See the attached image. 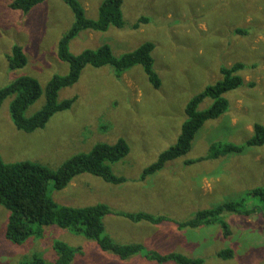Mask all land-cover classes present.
I'll list each match as a JSON object with an SVG mask.
<instances>
[{
	"label": "rangeland",
	"instance_id": "rangeland-1",
	"mask_svg": "<svg viewBox=\"0 0 264 264\" xmlns=\"http://www.w3.org/2000/svg\"><path fill=\"white\" fill-rule=\"evenodd\" d=\"M12 1L0 0V88L20 77L36 79L41 94L24 112L29 117L45 104L48 80L68 72V64L58 57V42L74 16L62 0H45L28 11L10 8ZM78 1L87 17L95 19L103 0ZM121 2L123 26L81 31L71 40L70 51L77 55L107 44L115 56H121L152 42L153 66L161 86L156 89L150 84L141 65L120 74L110 64L86 65L79 79L58 93L59 101L74 99L71 106L55 112L44 127L31 132L13 124L9 112L12 97H8L0 105L2 159L6 163L36 162L54 172L71 156L87 153L97 143L113 144L122 138L129 153L108 165L113 174L126 179L123 183L83 173L63 190L55 189L50 181L52 198L72 207L109 206L113 212L103 217L105 233L117 243H139L161 254L179 252L202 258L203 264H264V201L259 197H248L244 206L254 209L249 215L223 211L228 235L218 224L178 229L171 221L131 222L115 214L144 211L166 215L174 222L185 221L197 210L239 200L254 188H264V144L246 146L242 153L224 158L197 160L207 156L212 143L245 144L253 134V124L264 125V0ZM142 17L147 21L134 28ZM14 46L27 59L21 68L9 65ZM235 63L244 65L238 72L244 83L224 94L226 112L203 123L185 155L141 180L143 169L177 141L188 100L221 78V66ZM211 102L205 98L198 108L203 110ZM189 160L193 162L186 164ZM7 220L8 211L0 206V264H18L36 252L54 262V240L76 249L72 264H158L143 256L114 257L83 234L57 226L47 227L41 237L31 236L14 245L5 237ZM224 250H230L231 257L219 256Z\"/></svg>",
	"mask_w": 264,
	"mask_h": 264
},
{
	"label": "trees",
	"instance_id": "trees-1",
	"mask_svg": "<svg viewBox=\"0 0 264 264\" xmlns=\"http://www.w3.org/2000/svg\"><path fill=\"white\" fill-rule=\"evenodd\" d=\"M45 0H13L10 8L28 11ZM73 12L72 26L60 38L58 42V57L68 64V72L65 75H53L45 86L46 102L43 107L29 117L24 112L41 94L38 81L32 77H20L0 88V105L4 99L12 97L9 104L10 118L19 130L31 132L44 127L47 120L57 111L68 109L74 99L58 100L60 89L71 86L80 77L86 65L101 67L107 64L115 68L120 74L134 65H141L150 84L154 88L161 86V79L154 70L152 51L154 44L145 42L135 50L121 56H115L107 44L96 49H86L75 55L70 51V42L81 31L97 30L106 31L109 26L121 27L124 24L121 5L122 0H103L98 7V15L95 19L88 18L85 10L78 0H62ZM141 21H147L145 17L139 19L134 28L139 27ZM242 32L241 30H237ZM11 68H21L26 62V56L19 46H14L8 57ZM242 63L231 66H221V78L215 83L206 86L202 91L192 96L186 106V120L182 124L177 141L162 151L157 160L145 167L140 179L159 171L166 162L185 155L191 148V142L197 131L206 120L215 119L228 109V101L224 94L240 87L244 81L238 73L242 70ZM252 85V84H251ZM205 98L212 100L211 104L200 110L198 107ZM264 144V125L253 124V134L245 144H233L228 142H215L209 146L207 156L197 160L217 159L228 154H239L246 146H261ZM127 142L119 138L113 144L97 143L85 153H78L65 160L54 172L45 166L32 161H17L6 163L0 154V206L8 211L5 237L14 245H20L29 237H41L49 226H57L70 230L77 234H83L87 239L97 243L99 248L114 257L130 259L143 256L154 260L158 264H203L202 258H191L179 252L165 254L146 250L139 243H117L105 233L103 217L113 211L104 203L90 206L72 207L57 203L50 195L48 186L53 181V187L57 190L65 189L72 179L80 174L89 173L100 177L113 184L123 183L126 179L113 174L108 163H113L124 158L129 153ZM193 160L186 161L191 164ZM259 197L264 201V188H254L245 193L239 200L226 201L218 206L197 210L194 216L188 220L173 221L172 218L162 214H151L144 211L118 212L131 222H149L160 224L173 222L178 229H198L207 225L218 224L224 235L230 233L227 222L223 219V211L242 213L249 215L254 209H247L248 197ZM51 248L55 251V261L48 262L39 253L24 257L18 264H72L76 249L61 241H52ZM230 250L219 253L222 258L231 257Z\"/></svg>",
	"mask_w": 264,
	"mask_h": 264
},
{
	"label": "crops",
	"instance_id": "crops-1",
	"mask_svg": "<svg viewBox=\"0 0 264 264\" xmlns=\"http://www.w3.org/2000/svg\"><path fill=\"white\" fill-rule=\"evenodd\" d=\"M83 4H84V2H83ZM85 5V4H84ZM100 5V4H99ZM35 7V6H34ZM99 7V6H98ZM20 11H22V10H20ZM227 156V155H226ZM226 156H223V157H221V158H224V157H226Z\"/></svg>",
	"mask_w": 264,
	"mask_h": 264
}]
</instances>
